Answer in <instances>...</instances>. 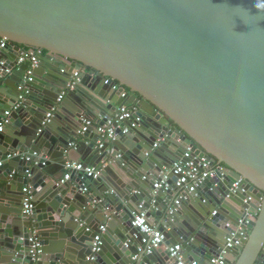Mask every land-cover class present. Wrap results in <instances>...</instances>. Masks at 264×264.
<instances>
[{
    "label": "water",
    "instance_id": "water-1",
    "mask_svg": "<svg viewBox=\"0 0 264 264\" xmlns=\"http://www.w3.org/2000/svg\"><path fill=\"white\" fill-rule=\"evenodd\" d=\"M0 39L14 45L8 68L19 47L47 54L21 101L16 85L25 65L0 82L6 91L0 118L18 102L0 131V158L17 153L0 168V264H174L160 250L137 254L135 241L123 246L140 202L148 223L160 220L164 244L178 243L185 260L210 264L225 251L223 264H263L264 0H0ZM73 70L78 81L37 133ZM90 76L91 94L81 92ZM114 83L119 88L112 92ZM124 89L141 122L97 147L101 109L118 106ZM68 99L76 108L49 132ZM81 115L90 116V125L67 149L88 120ZM155 140L160 143L152 148ZM186 148L226 174L204 181L170 214L171 203L159 200L163 193L172 198L175 178L169 176L170 188L157 191L152 212V182ZM74 151L84 156L72 159ZM65 162L100 169L99 177L83 182L84 193L72 174L60 184ZM238 178L252 203L242 204L246 194L227 192ZM24 187L28 216L21 214ZM245 209L255 214L245 226L247 238L225 248ZM100 225L99 251L87 262ZM32 240L40 250L36 262L28 253Z\"/></svg>",
    "mask_w": 264,
    "mask_h": 264
},
{
    "label": "built area",
    "instance_id": "built-area-1",
    "mask_svg": "<svg viewBox=\"0 0 264 264\" xmlns=\"http://www.w3.org/2000/svg\"><path fill=\"white\" fill-rule=\"evenodd\" d=\"M13 46L14 45H9L6 40L0 39V82L10 76L14 67L25 65V71L23 72L19 83L16 85V91L18 92L17 101H21L23 95L26 93L24 89L25 83L31 81L33 70H35L40 64L39 58L43 56L46 57L47 54H42L40 49L19 47L15 51L16 56L13 66L8 68L5 66L7 61L6 55H8V53H14V51H12ZM63 72V69L59 70L60 74ZM78 75L79 71L77 70H73L69 73V79L67 83L57 95L54 104L44 114V117L39 124V129L36 131L37 133H39L41 128H43L48 123L49 119L52 117V113L55 111V108L65 96V94L72 91L74 84L78 81ZM104 83L106 82L104 81ZM118 88L119 85L114 83L110 87V90L115 92ZM117 99L120 100L118 106L114 107V109L109 113H104V115L100 116L99 118V121L102 122L100 126H97L95 129V133L100 137V139L96 141L97 147L101 146V141L103 139L114 141L118 134L125 135L130 130L137 128L141 122V118L136 114V107L134 105L126 104L128 99L127 91H121L117 95ZM17 104L18 102L15 103L14 106L8 111L3 112V115L0 118V131L8 122L9 112L14 110L17 107ZM82 123L83 126L79 131L76 132V135H81L84 132L85 127L90 125L89 120H82ZM159 143L160 140H157L156 143L152 144V148H156ZM73 147L74 143L70 142L67 144V149H71ZM64 153H66V151ZM16 155L17 153L7 154L3 158H0V168L5 161ZM24 160L27 161L28 159L24 158ZM63 168L65 170V174L59 180V183L62 184L64 181H67L71 174L75 175L78 181H81V193L86 191L83 182L97 179L100 172V169L90 167L81 162H65ZM216 174H219L220 176L225 175L226 173L224 166L221 164H210L209 161L204 157H198L197 155L190 152L189 148H186V150L176 161L170 165L168 169H162L157 174V181L152 182L150 192L152 197L150 200L151 211L154 210L152 207L154 203L153 198L156 196L157 191L161 190L162 192H167L169 190V176L175 178V182L173 184L175 194L168 209V213L170 214L180 206L181 202L185 200L188 195L195 196L196 191L201 188L203 182L208 179H212L214 176H216ZM207 191L211 192L212 188H208ZM21 192L23 194L21 200V214L28 216L30 214L31 205L30 196L27 193V187L22 188ZM227 192L229 194H234L235 192L246 194V197L242 199V204L252 203L253 197L250 196V194H247L246 189L241 185V178L233 180ZM201 202L203 203L204 200ZM257 209L258 207L256 208V211ZM137 210L138 213L133 215L129 222V229L131 232L129 235V240H126L123 244L124 247L129 244V241H135L137 242L135 248L137 254L146 256L151 255V253L154 251L163 249L164 251H162L174 264H196L194 261L185 260L182 255L179 254L180 245L178 243L173 245L164 244V236L162 232L147 222L145 218L146 210L142 208V202L137 205ZM244 216V220L238 221V226L235 229L236 237L234 238L233 242L227 239L225 248L238 246L240 241L247 238L248 229L245 226L249 222L248 219L250 217H255V214H252L248 209H245ZM96 229L97 233H95L90 240L89 255L85 258L87 262L94 261L93 255L99 251L98 247L100 245V236L103 234L105 227L100 225ZM85 231H88V229L85 228ZM28 253L32 262L38 261L37 256L40 254L39 246L33 242L31 245V250H29ZM223 254H225V251H221L220 255L216 259H211L210 264H223ZM259 254L264 264V240L259 249ZM134 258L135 257H132V259Z\"/></svg>",
    "mask_w": 264,
    "mask_h": 264
},
{
    "label": "crops",
    "instance_id": "crops-1",
    "mask_svg": "<svg viewBox=\"0 0 264 264\" xmlns=\"http://www.w3.org/2000/svg\"><path fill=\"white\" fill-rule=\"evenodd\" d=\"M5 56V55H4ZM7 56V55H6ZM45 65H46V70H48V67L47 66H50V65H48L47 63H45ZM18 68L19 67H14L13 69H12V73L13 72H15V71H18ZM80 70H82V69H80ZM88 72V70H85L84 69V73H87ZM11 73V74H12ZM57 73V72H56ZM55 73V75L57 76V77H61L58 73L56 74ZM10 74V75H11ZM15 77V76H14ZM91 77H93V76H90V77H87L85 80H84V83H85V85H83L82 87H81V92H87L88 94H91V89L89 90L87 87H89L88 85L90 84L89 82H90V80L89 79H91ZM57 84V82H54V83H52V85L50 86V88H53L56 84ZM83 83V84H84ZM5 87H4V85H1L0 86V93L2 92L3 94H5L6 93V91H5V89H4ZM5 98H4V95H1L0 94V100H4ZM109 103H106L105 105H106V107H104V108H102L101 110L103 111V113H109L110 111H111V106H109L108 105ZM76 102H74V100L73 99H68V100H65L64 101V103H63V110L61 111V112H58L57 114L58 115H56L57 117H56V121H55V123H54V125H53V130H51V131H49V132H53V133H55V131H57L60 127H59V122H60V120H65V118H67V112H73V110L76 108ZM57 107H58V105H57ZM56 107V108H57ZM55 108V109H56ZM93 112V115H94V111H92ZM84 117H85V119H86V117H87V119L88 120H90L91 118H90V116H82L81 115V118L82 119H84ZM70 132V131H69ZM51 137V136H50ZM69 141L70 142H72V143H74V145L75 144H77V143H80L81 142V136L80 135H75V137L73 138V137H71V138H69ZM86 142H88V140H86ZM157 142V140H155L154 141V143H156ZM73 149V148H72ZM83 152L84 151H82L81 153H77V151L75 152H72V153H70V157L72 158V159H78V158H81V157H83L84 155H83ZM85 154V153H84ZM83 155V156H82ZM82 163V162H81ZM13 175H15V172L13 173ZM73 177H72V180H76V177H75V175H72ZM174 194H175V191L173 190L172 191V193H171V195H172V198H171V200L170 201H168L167 200V194H165V193H163L162 194V197L159 199L163 204H165V205H167L168 203H171L172 202V199H173V197H174ZM152 212H154V210H152ZM159 219H157L156 217H154V220H153V223L151 224V225H153L155 228H159L160 227V225H159ZM150 224V223H149ZM163 249H161L160 250V252L162 251ZM164 251V250H163ZM162 251V252H163ZM184 257V256H183Z\"/></svg>",
    "mask_w": 264,
    "mask_h": 264
},
{
    "label": "trees",
    "instance_id": "trees-1",
    "mask_svg": "<svg viewBox=\"0 0 264 264\" xmlns=\"http://www.w3.org/2000/svg\"><path fill=\"white\" fill-rule=\"evenodd\" d=\"M42 54H45V51L41 50ZM85 70H89L88 68H84ZM125 91H127V89H124Z\"/></svg>",
    "mask_w": 264,
    "mask_h": 264
}]
</instances>
